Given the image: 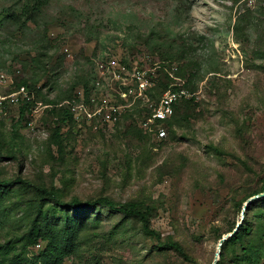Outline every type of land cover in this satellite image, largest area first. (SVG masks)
I'll return each instance as SVG.
<instances>
[{
	"label": "rangeland",
	"instance_id": "obj_1",
	"mask_svg": "<svg viewBox=\"0 0 264 264\" xmlns=\"http://www.w3.org/2000/svg\"><path fill=\"white\" fill-rule=\"evenodd\" d=\"M253 15L264 18V0H0V179L21 174L66 199L140 201L162 238L174 236L211 264L219 233L241 220L235 202L264 178V57L255 53L264 40L246 20ZM110 54L147 68L157 85L128 100L103 90L123 106L112 120L89 118L95 61ZM23 80L43 105L15 125L22 102L10 94ZM181 85L195 101L178 103L160 138L149 128L151 110ZM65 108L73 120L62 125L59 151L52 135ZM34 198L21 185L3 198L0 241L25 231ZM93 217L99 226L84 231L62 264L177 261L138 220L103 207Z\"/></svg>",
	"mask_w": 264,
	"mask_h": 264
},
{
	"label": "trees",
	"instance_id": "obj_2",
	"mask_svg": "<svg viewBox=\"0 0 264 264\" xmlns=\"http://www.w3.org/2000/svg\"><path fill=\"white\" fill-rule=\"evenodd\" d=\"M34 1L38 5L42 3V0ZM246 20L259 27L258 35L264 40V18L253 15L248 16ZM241 29L240 19L236 24V30L239 32ZM255 53L259 57H264V48L255 50ZM23 84L30 85L26 80H23L19 86ZM153 88L150 90L152 91ZM192 92L194 93L195 90ZM183 100L192 103L195 101V96L192 95L191 98L182 97L174 102V113L170 118L162 121L165 127L167 124L169 125V130L174 124L178 103ZM31 104L30 102H22L21 116L15 125H18L25 113L29 112ZM57 116L58 125L52 137L56 143V148L61 151L63 148L62 125L73 120V114L69 108H65L58 111ZM17 185L24 186L25 189L33 192L35 198L31 205L34 207V212L27 228L20 236L4 242L0 241V264H62L67 256L79 250L84 231L99 226L97 218H90V214L101 207L110 212L119 213L123 218L138 220L143 232L158 240L159 250L173 251L178 255L177 261L179 258L183 264H202L188 252L179 239L171 235L162 238L161 234L151 224V208L137 200L118 201L107 195L89 199L73 196L66 199L62 190L55 185L37 184L19 174L14 178L0 179L1 218L5 213L3 198ZM262 191H264V178L258 188L235 202V206L241 214L247 199ZM73 209L75 210L74 214L71 212ZM244 215L243 223L237 232L223 242L217 264H264V196L249 203ZM239 220L232 223L230 232L234 230ZM223 235V233H219L218 238L221 239ZM41 242H45V246L37 255L29 257L27 255L29 250ZM177 261H172L171 257L168 260L169 264H178Z\"/></svg>",
	"mask_w": 264,
	"mask_h": 264
},
{
	"label": "built area",
	"instance_id": "obj_3",
	"mask_svg": "<svg viewBox=\"0 0 264 264\" xmlns=\"http://www.w3.org/2000/svg\"><path fill=\"white\" fill-rule=\"evenodd\" d=\"M95 75L93 84L89 87L88 117L98 116L101 119L112 120L120 110L121 105L111 103L103 90L113 89L122 99L147 97L151 88L156 84L155 74L148 72L147 68L131 66L129 63L116 55L110 54L95 61ZM102 91V92H101ZM101 92V93H100ZM192 94L184 86L168 88L157 106L151 110L149 128L158 137L165 138L168 135L167 128L162 121L170 118L174 113V102L182 97H190ZM10 101L32 103L29 111L35 113L43 105L42 102L35 104L33 90L23 84L18 90L10 94ZM74 109V108H73ZM76 109V107H75Z\"/></svg>",
	"mask_w": 264,
	"mask_h": 264
},
{
	"label": "water",
	"instance_id": "obj_4",
	"mask_svg": "<svg viewBox=\"0 0 264 264\" xmlns=\"http://www.w3.org/2000/svg\"><path fill=\"white\" fill-rule=\"evenodd\" d=\"M264 196V191L258 193V194H255V195H252L251 197H249L247 199V201L245 202L244 206H243V211H242V217H241V220L237 223V226L234 228L233 231L231 232H228L226 233L219 241V244H218V250L216 251V254H215V258H214V261H213V264H217V261L219 260L220 258V255H221V250H222V244L223 242L230 236H232L233 234H235L238 230V228L240 227V225L243 223V219H244V211L246 210V208L248 207V204L251 203L254 199L256 198H259V197H263Z\"/></svg>",
	"mask_w": 264,
	"mask_h": 264
}]
</instances>
